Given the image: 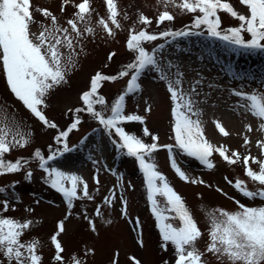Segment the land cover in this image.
Listing matches in <instances>:
<instances>
[{
	"label": "rangeland",
	"instance_id": "374dc122",
	"mask_svg": "<svg viewBox=\"0 0 264 264\" xmlns=\"http://www.w3.org/2000/svg\"><path fill=\"white\" fill-rule=\"evenodd\" d=\"M80 2L82 0H70L65 5L64 0H31L35 20L31 31L38 35L42 23L49 26L52 24L50 18L36 11L37 8L48 9L57 17L59 25L69 27L67 21L74 18L77 11L75 5ZM116 2L121 27L110 25L114 35H109L98 24L101 17H108L105 0H91L94 11L89 26L94 27L95 31L84 32L83 37L75 41L74 66H70L67 73V83L52 90L46 98V107L41 106L49 121L58 125L57 128L45 126L15 97L0 67V120L18 125L19 130L29 138L25 147H15L5 156L7 160L25 158L29 162L22 171L0 175V188L6 189L0 193V214L20 221H33L21 239L24 242H40L38 253L42 256L41 264H73V257L82 260L83 264H135L133 257L141 264H175L174 247L170 243L167 250L162 247L159 222L149 206L148 189L138 160L126 155V150L117 148L113 143V140L119 139L115 133V138H111L108 131L91 114L86 111L76 113L75 109L85 107L81 100L82 93L89 90L91 78L97 72L109 76L117 75L125 65L134 60L136 53L127 48V40L133 28L137 31L146 28L149 32L156 33L181 30L192 24L196 14L184 12L172 4H168L165 9L162 0ZM180 2L181 0H176V4ZM230 2L240 13L247 14L248 9L239 0ZM164 10L172 13L175 19L158 25L156 18ZM140 14L149 17L152 23L141 24ZM221 19L225 28L239 24L238 20L225 13H221ZM79 26L83 31L85 25L80 23ZM246 38H250V34H246ZM159 45H164V48L160 50ZM144 47L148 50L157 49L159 67L145 70L139 79L141 90L126 97L125 114L145 117L143 123L123 122L121 126L127 132L141 136L146 143H152V137L143 134V129L147 127L152 135L159 137V144H176L172 114L174 103L168 90V82L179 79V87L197 101L196 107L200 109L199 119L202 121L205 137L213 145L226 146L229 154L238 151L242 157L251 154L264 159V153L258 147V142L264 141V130L260 128L264 120L239 107L242 101L233 95V89L264 90V51L233 53L226 42L207 34L175 39L161 38L146 43ZM62 51L67 55L72 50ZM221 57L236 60L234 73L227 74V65L220 69L214 62L213 58L219 60ZM162 74L166 79L161 78ZM130 76L131 73L115 81H102L98 93L106 98L109 108L126 89ZM96 107L100 108L99 105ZM217 108L221 110V117L211 116ZM77 115L81 122L67 140L69 147L74 150L49 162L51 167L76 173L88 183L93 199H79L69 206L63 194L47 181V174L33 156L37 149L47 156L50 151L62 148L63 145L57 144L55 137L59 131L67 129ZM217 121L229 133L227 136L218 132ZM249 126L251 131L248 130ZM94 130L99 131L102 138L88 140L87 136ZM245 137L250 141L247 145ZM154 156L159 170L183 197L197 221L203 233L197 246L202 251L209 243L208 213L217 209L236 211V201L250 207L264 204V200L260 198L250 199L243 196L233 184L228 183L242 179L250 189L260 187L246 176L242 159L236 164H229L219 153L214 152L211 160L215 167L209 169L196 158L174 148L176 163L190 177L186 182L172 168L167 149L157 150ZM252 167L258 169L256 164H252ZM27 171L32 172L30 179L26 177ZM193 179L202 180L203 183H192ZM113 193L115 198L110 204L105 203L104 198L112 197ZM156 198L160 201L161 208L167 206L165 198L159 195ZM5 199L9 202L6 212L3 211ZM98 207L100 215L96 214ZM165 214L170 217L174 215L172 212ZM60 221H64L65 225L64 232L58 237L64 249L61 253L62 262L54 259L56 249L51 240ZM168 222L179 225L178 219H170ZM205 258L207 264H228L227 260H218L211 253L206 252ZM0 264H8L7 258L2 254Z\"/></svg>",
	"mask_w": 264,
	"mask_h": 264
},
{
	"label": "snow or ice",
	"instance_id": "6c2138e0",
	"mask_svg": "<svg viewBox=\"0 0 264 264\" xmlns=\"http://www.w3.org/2000/svg\"><path fill=\"white\" fill-rule=\"evenodd\" d=\"M68 3L70 0H64L65 5ZM105 3L108 17L107 19L101 17L98 24L109 35H114L110 25H115L116 28L121 27L118 20L119 9L116 0H105ZM162 3L165 9L168 4H172L184 12L196 14L192 24L181 30H165L158 33L149 32L146 28H141L139 31L133 28L127 40V48L136 53L134 60L125 65L117 75L109 76L97 72L91 78L89 90L82 93L81 100L85 107L77 108L75 112L86 111L91 114L108 131L109 135L114 132L118 136L119 139L113 140V143L119 150H126V155L138 160L141 171L144 173L152 212L159 222L162 247L167 250L169 243L174 247L175 264H207L206 252L216 256L218 260H227L228 264H264V204L250 207L236 201L238 204L236 211L217 209L208 213L209 243L202 251L197 244L203 233L183 197L175 191L159 170L154 153L161 148L167 149L172 168L186 182L190 180V177L176 163L174 148H179L188 156L196 158L209 169L215 167L211 160L214 152L219 153L229 164H236L242 159L246 176L260 187L255 190L250 189L247 182L242 179H237L235 182L228 181V183L233 184L243 196L262 200H264V159L253 157L251 154L242 157L238 151L229 154L226 146L213 145L205 137L203 124L199 119L200 109L196 107L197 101L191 94L185 93L179 87L181 84L179 79L175 82H168V90L174 103L172 114L175 145L159 144V137L152 135L147 127L143 129V134L151 136L153 142L146 143L141 136L129 133L121 126L123 122L143 123L145 121L144 116L125 114V101L130 94L141 90L139 79L142 73L149 68L158 69L159 67L157 49H146L144 47L146 43L161 38L175 39L176 37L207 34L209 37L226 42L233 53L264 51V0H239V3L248 9L247 14L240 13L230 0H181L179 4H176V0H162ZM75 7L77 11L74 18L67 21L69 27L59 25L57 17L48 9L37 8L36 11L52 21L51 26L42 23L41 31L37 35L31 31V25L35 23L31 0H0V67H2L10 91L49 128H57L58 125L49 121L41 106L46 107V98L52 90L67 83V73L70 66H74L75 41L83 37L84 32L94 33L95 31L94 27L89 26L94 11L91 7V0H82ZM61 10H64L63 7ZM221 13L238 20L239 24L223 27ZM174 19L175 16L172 13L164 10L159 13L156 23L159 25ZM139 22L149 25L152 20L140 14ZM80 23L85 25L83 31L79 26ZM246 34H250V38H246ZM163 48L164 45H159L160 50ZM62 49L72 51L66 55ZM130 73L126 89L109 108L106 98L98 93L102 81H115L129 76ZM161 78L166 79L163 74ZM193 92H195L194 88ZM233 95L241 99L242 103L238 105L239 107L244 108L254 117L264 120V90L233 89ZM97 105L100 106L99 109ZM106 113L109 114L106 115ZM80 122L81 119L77 115L67 129L59 131L55 140L57 144L63 145L62 148L50 151L47 156L37 149L33 156V159L39 162V167L47 174V181L63 194L69 206L79 199H93L89 193L88 183L76 173L51 167L49 162L74 150L73 147H69L67 140L70 133L78 128ZM216 127L221 134L225 136L229 134L219 121L216 122ZM260 128L264 130V123L260 125ZM248 130L251 131V126ZM28 143L29 138L19 130L18 125L0 120V175L24 170L29 162L27 159L20 158L12 161L5 159V156L13 148L25 147ZM249 143L250 141L245 137V145ZM258 147L264 153V141L258 142ZM252 164L258 165V169L253 168ZM31 176L32 172L27 171L26 177L30 179ZM191 182L203 183L202 180L194 179ZM96 183H99L98 177ZM5 191L6 189L0 188V193ZM158 195L165 198L166 207L161 208L160 201L156 198ZM114 198L115 193L112 197H105V203L110 204ZM124 203L126 205L127 202ZM8 208L9 202L5 199L3 211L6 212ZM166 212H172L174 215L170 217L165 214ZM96 214H101L99 207L96 209ZM170 219H178L179 225L168 222ZM32 224L31 220L20 221L0 214V254L7 258L8 264H13V262L15 264H41L42 256L38 253L40 242L38 240L24 242L21 239ZM64 230V221H60L57 232L51 237L56 249L54 259L60 262L63 261L61 253L64 249L58 237ZM93 230H95L94 225ZM132 259L135 264H141L135 257ZM73 264H83V261L73 257Z\"/></svg>",
	"mask_w": 264,
	"mask_h": 264
},
{
	"label": "bare ground",
	"instance_id": "6f19581e",
	"mask_svg": "<svg viewBox=\"0 0 264 264\" xmlns=\"http://www.w3.org/2000/svg\"><path fill=\"white\" fill-rule=\"evenodd\" d=\"M218 59L219 60H216V58H213L214 62L218 64L220 69H223V67H225L227 65V69H228L227 74H232V73H234L236 71V69L234 68V65L236 64V60L231 59L230 57H221V58H218ZM242 63L245 64L244 62H242ZM242 63H240V64H242ZM229 105H231V104H229ZM218 106H221V105H218ZM211 116L221 117L220 108H217L215 111L213 110V112L211 113ZM218 132H219V130H218ZM95 138H98V139L102 138L101 134L97 130L92 131L87 136V139L91 140V141H93ZM83 142H84V140L81 142V144H83Z\"/></svg>",
	"mask_w": 264,
	"mask_h": 264
}]
</instances>
